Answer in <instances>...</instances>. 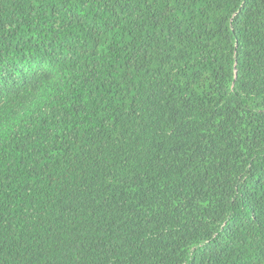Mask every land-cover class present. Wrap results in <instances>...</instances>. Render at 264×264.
I'll use <instances>...</instances> for the list:
<instances>
[{
    "label": "trees",
    "instance_id": "obj_1",
    "mask_svg": "<svg viewBox=\"0 0 264 264\" xmlns=\"http://www.w3.org/2000/svg\"><path fill=\"white\" fill-rule=\"evenodd\" d=\"M0 264H264V0H0Z\"/></svg>",
    "mask_w": 264,
    "mask_h": 264
}]
</instances>
